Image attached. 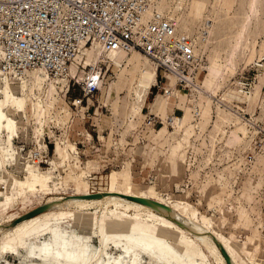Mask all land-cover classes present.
I'll use <instances>...</instances> for the list:
<instances>
[{"label":"rangeland","instance_id":"1","mask_svg":"<svg viewBox=\"0 0 264 264\" xmlns=\"http://www.w3.org/2000/svg\"><path fill=\"white\" fill-rule=\"evenodd\" d=\"M184 2L182 7L180 0H160L157 11L169 18L174 11L184 15L185 23H180L178 30L193 37L200 61L206 63L196 76L199 89H178L171 100L182 103L180 109L172 108L165 117L149 108V102L165 94L157 85L147 86L148 102L142 106L143 113L134 116L132 125L127 119L132 115L130 106H120L125 91L118 97L103 98L99 86L93 96H83L79 84L88 69L77 74L75 85L69 86L67 80L56 84L58 93L52 101L47 102V84L33 88L27 92L24 106L15 108L10 141L7 131H0V219L27 212L43 201V192L23 200L17 197L19 179L27 176L25 166L39 164L42 150H46V161L39 165L59 193H84L83 185L75 186L76 178L85 180L94 191L115 177L118 183L124 181L125 188L170 198L189 216L207 217L244 260L252 258L251 264H264V0H198L191 17L190 0ZM172 19L177 23V18ZM138 57L134 61L150 67ZM110 71L103 80L106 85L114 79ZM220 71L223 74L217 77ZM162 80L158 85L165 84V78ZM17 81L15 76L0 73V85L14 86ZM166 81L174 87L171 78ZM191 91L196 92L191 96ZM136 98L134 94L133 101ZM4 99L0 92V101ZM117 102L120 104L113 108ZM87 103L94 105L86 109ZM171 114L180 119L174 126L166 122ZM163 128L167 134H161ZM57 143L69 151L68 159H63ZM54 148L56 156H52ZM112 159L114 164L108 167L101 162ZM9 196L14 201L7 204ZM82 222L95 228L82 233L74 227L71 214L58 222L44 220L22 238L25 247L20 248L21 254L0 250V264H51L52 258L38 253V246L50 241L54 249L62 241H67L72 251L84 249V264H93L99 250L103 261L122 253L110 233L104 235L102 244L94 234L100 230L99 214L84 212ZM176 235L171 231L166 241ZM190 256L198 263L218 264L205 252ZM146 257L142 254L138 263L149 264Z\"/></svg>","mask_w":264,"mask_h":264},{"label":"bare ground","instance_id":"2","mask_svg":"<svg viewBox=\"0 0 264 264\" xmlns=\"http://www.w3.org/2000/svg\"><path fill=\"white\" fill-rule=\"evenodd\" d=\"M197 1L190 0L188 2L189 17H191L192 12H195ZM180 5L184 7V0H180ZM158 7H160V0H152L150 13L158 10ZM173 13L171 18H177L176 25L178 24V30L179 24L185 23L184 15L177 14L176 11ZM205 34L207 35L208 32H205ZM196 52L200 59L197 43ZM138 56L142 57L151 68L144 66L140 60L137 62L134 61V59L138 60ZM100 62L106 63L107 68L104 73L106 74L107 71L112 70L110 72L114 76V79L107 85L103 83L104 78L101 80L100 86L103 87L101 88L103 98L118 97L117 95L120 91H125L126 96L123 98L122 105L120 106L122 108H127V105L130 106L132 115H129L127 119L132 124L134 116L143 113L142 106L146 103L147 86L152 87L155 81L157 83L156 65L140 52H126L122 49L105 52L99 44L94 43L90 47L83 48L82 52L76 56L69 66L68 74L53 77L42 69H32L28 70L25 75H15L18 81L14 86L1 84L0 92L4 93L5 99L0 101V131H7L8 140L10 141L13 135L12 125L14 124L12 116L16 111L15 108L20 109L24 106L27 92L33 88L42 89L47 84V102L52 101L58 93L56 84L61 82L66 83V80L69 83L71 77L76 78L78 73L87 71L89 66H97L100 69ZM202 65L205 66L206 63L200 61L199 68ZM0 70V73L9 77V74L4 72V70ZM198 70L194 74L195 81ZM87 73H90L89 70ZM95 73L99 74L96 71L91 74ZM222 74L223 71L218 72L217 77L222 76ZM166 77L174 81V87L168 85L166 81V88H169L172 94L168 95L167 93L165 96H158L152 103L149 102L150 110L153 111L155 109L158 113L163 112L165 117L172 111V108L176 109L178 107L180 109L182 103H179V105L174 104L171 99L177 95L178 89L184 88L177 86V78L173 74L167 73ZM216 79L215 83L217 81ZM217 86L218 83L216 84ZM193 89H199V87H190V90ZM194 92L196 91H191V96ZM134 94L137 96V101H133L135 100ZM118 104L120 103H115L113 108L118 107ZM195 112L198 113L197 110ZM174 117L175 122L180 120L178 117ZM174 129L177 130V127ZM161 134H167V130L163 128ZM71 147L73 148L74 146ZM57 150L61 153L64 160L70 157L69 151L66 148L62 149L59 143H57ZM2 162L4 164V160ZM69 168L72 173L73 168ZM24 169L26 170L27 176L23 180L19 179L20 191L17 199L23 200L28 195L43 192L45 197L39 206L48 204L49 207L32 217L21 220L19 219L21 216L34 208L24 213H13L10 216L1 218L0 250L2 252L10 251L12 254L20 253V248L25 247L20 242L22 238L28 235L33 228H36L44 220L49 218L58 222L62 216L71 214L74 227L80 229L82 233L94 229V225H86L82 222L84 212L92 211L93 213L99 214L100 230L94 234L98 236L101 244L104 241V235L110 233V237L114 239L116 246L122 248L120 255L117 257L112 256V258L109 257L108 260L104 261L102 250H99V257L93 264H139L138 262L142 254L148 257L149 264H202L196 262L190 256L191 254L197 255L200 252L208 253L218 264H229L223 249L230 257L232 264H251L252 262V258L244 260L238 254L233 244L228 239L219 235L207 217L203 216L200 219L195 218L194 215H187L178 205L173 204L170 198L140 193L134 189L125 188L124 181L118 183L115 177L106 187L94 191H90L91 186L85 180L76 178L74 179L75 186H78V184L83 185L84 193H59V188L51 186L49 184L50 182L48 183L47 178L49 174L43 172L39 164L29 163ZM88 188L89 190H87ZM53 191L55 192L53 193ZM95 193H100L101 195L91 198L85 197V195ZM128 196L156 200L169 206V208L149 205L129 198ZM12 201H14V198L9 196L6 203L9 204ZM171 231L177 232L178 235L166 241ZM38 249L40 256H44L45 259L52 258L51 264H84L85 261L84 249L80 247L78 251H72L68 248L67 241H62L61 245L56 249L53 248L51 241L38 246ZM36 257L34 255V258Z\"/></svg>","mask_w":264,"mask_h":264},{"label":"built area","instance_id":"3","mask_svg":"<svg viewBox=\"0 0 264 264\" xmlns=\"http://www.w3.org/2000/svg\"><path fill=\"white\" fill-rule=\"evenodd\" d=\"M151 3L152 0H0V69L10 76L25 75L32 69H42L53 77L65 75L83 48L97 43L105 52L122 49L145 55L157 68V83L153 86H159L164 94H172L166 88L167 73L176 76L177 86L198 87L194 74L200 59L193 37L178 32L176 22L165 14L157 10L150 13ZM100 66L88 67L90 73L79 84L83 96L99 91L106 63L100 62ZM94 71L99 74H91ZM163 78L165 84L158 85ZM71 83H77L74 77L69 86ZM244 85L247 89L249 83ZM78 101L82 103V99ZM166 122L174 126V115H169ZM47 155L42 150L39 164L46 161Z\"/></svg>","mask_w":264,"mask_h":264},{"label":"water","instance_id":"4","mask_svg":"<svg viewBox=\"0 0 264 264\" xmlns=\"http://www.w3.org/2000/svg\"><path fill=\"white\" fill-rule=\"evenodd\" d=\"M101 194L100 193H95V194H88V195H85V197H98L100 196ZM129 198H132L134 200H137V201H140V202H143V203H146V204H149V205H155V206H163L165 208H169V206L165 205V204H162L161 202H158L156 200H150V199H147V198H143V197H134V196H128ZM49 206L48 204H45V205H41V206H38L37 208H34L33 210L27 212L26 214H24L23 216H21V218H19L20 220L21 219H25V218H29V217H32L42 211H44L45 209H47ZM223 252L229 262V264H232L231 260H230V257L228 256V254L226 253V251L223 249Z\"/></svg>","mask_w":264,"mask_h":264},{"label":"crops","instance_id":"5","mask_svg":"<svg viewBox=\"0 0 264 264\" xmlns=\"http://www.w3.org/2000/svg\"><path fill=\"white\" fill-rule=\"evenodd\" d=\"M150 93V92H149ZM148 96H149V94H148ZM147 96V97H148ZM146 102H148V100H146ZM89 105V106H88ZM94 104H92V103H87V105L86 106H88V107H86V109L87 108H90V106H93ZM77 135H81L79 132H77ZM67 137H69V135H68V131H67ZM87 139V138H86ZM78 143H81V141L79 140V142H76V144H77V148H78ZM94 148H91V150H93ZM53 150V153H52V156H56V152H55V148L54 149H52ZM84 153H85V155H86V152H83L82 154L84 155ZM79 157L81 158V156L79 155ZM114 161L115 160H109L108 162H105L104 163V161L103 160H101V162L103 163V165H104V167H108L109 165H113L114 164ZM50 162V161H49ZM82 162V161H81ZM93 169H95V168H93ZM92 173V172H91Z\"/></svg>","mask_w":264,"mask_h":264}]
</instances>
